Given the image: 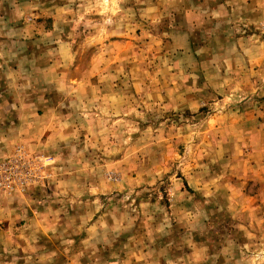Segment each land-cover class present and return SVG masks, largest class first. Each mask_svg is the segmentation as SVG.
Masks as SVG:
<instances>
[{"label":"rangeland","instance_id":"obj_1","mask_svg":"<svg viewBox=\"0 0 264 264\" xmlns=\"http://www.w3.org/2000/svg\"><path fill=\"white\" fill-rule=\"evenodd\" d=\"M0 136V264H264V0H0Z\"/></svg>","mask_w":264,"mask_h":264},{"label":"crops","instance_id":"obj_2","mask_svg":"<svg viewBox=\"0 0 264 264\" xmlns=\"http://www.w3.org/2000/svg\"><path fill=\"white\" fill-rule=\"evenodd\" d=\"M16 126V123L14 122V124H13V127H15ZM16 127H20V128H26L24 125H23V122H21V124L20 125H17ZM18 133V132H17ZM15 142L17 141V140H19L20 139V135H16L15 136ZM24 138V137H23ZM9 140H11L9 137H5V136H0V151L1 152H6V150L8 151L10 148H12L11 146L13 145V144H11V141H10V143H9ZM3 147V148H2Z\"/></svg>","mask_w":264,"mask_h":264},{"label":"built area","instance_id":"obj_3","mask_svg":"<svg viewBox=\"0 0 264 264\" xmlns=\"http://www.w3.org/2000/svg\"><path fill=\"white\" fill-rule=\"evenodd\" d=\"M6 166V162H3V164L2 165H0V167H5ZM4 184H6V185H8L9 187L11 186L12 187V183L11 182H7L6 180H3V179H1L0 178V185H4Z\"/></svg>","mask_w":264,"mask_h":264},{"label":"clouds","instance_id":"obj_4","mask_svg":"<svg viewBox=\"0 0 264 264\" xmlns=\"http://www.w3.org/2000/svg\"><path fill=\"white\" fill-rule=\"evenodd\" d=\"M105 7H107V6L105 5ZM69 63H71L70 60H69Z\"/></svg>","mask_w":264,"mask_h":264}]
</instances>
